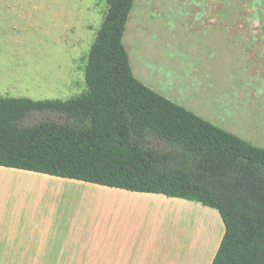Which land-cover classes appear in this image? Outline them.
<instances>
[{
  "label": "trees",
  "instance_id": "trees-1",
  "mask_svg": "<svg viewBox=\"0 0 264 264\" xmlns=\"http://www.w3.org/2000/svg\"><path fill=\"white\" fill-rule=\"evenodd\" d=\"M106 1L84 92L0 97V166L200 202L225 226L211 264H264V147L139 80L123 43L135 0ZM36 110L65 120L20 124Z\"/></svg>",
  "mask_w": 264,
  "mask_h": 264
},
{
  "label": "rangeland",
  "instance_id": "rangeland-1",
  "mask_svg": "<svg viewBox=\"0 0 264 264\" xmlns=\"http://www.w3.org/2000/svg\"><path fill=\"white\" fill-rule=\"evenodd\" d=\"M184 3L183 0H135L123 35L134 74L149 86H156L158 92L177 98V89L170 90L167 83L159 80L160 75L172 78L181 62L186 72L194 68L198 77L214 74L210 70L213 65L206 59L208 51L198 38L192 41L195 43L192 48L180 49L181 33L174 32L169 45H160L159 38L163 37L165 41L169 36L154 29L158 26L154 25L155 22L166 26V23L181 20V9L190 8ZM231 7L233 25L246 26L248 38L264 39V0H231ZM106 10V0H0V95L65 100L84 92L86 55ZM186 36L189 35L182 33V40ZM147 44L149 48L144 47ZM161 57L167 58V64H162ZM153 58L157 62L152 61ZM176 58L185 59L180 62ZM192 59L200 60L195 62V67L189 66L194 62ZM151 67L153 73L148 70ZM204 86L200 81L190 89L185 87L184 91H199ZM195 103L192 108H199L201 114L213 115L206 107ZM43 120L63 122L65 118L59 112L36 110L24 117L20 124L26 126ZM145 144L159 146L153 138ZM256 145L264 147V144ZM48 177L58 179V185L51 186L48 196L54 203L53 214L96 215L102 202L113 199L100 195V184ZM27 185L31 186L28 182L0 174V199L29 198L31 192L27 196V188H21ZM129 193L130 199L137 202L130 214L149 217L150 231L165 237L168 248H176L179 256L183 251L181 264L210 262L225 230L217 209L186 199H179L180 202L173 205L174 201L170 199L176 198L165 194ZM122 210L119 209L121 214Z\"/></svg>",
  "mask_w": 264,
  "mask_h": 264
},
{
  "label": "crops",
  "instance_id": "crops-1",
  "mask_svg": "<svg viewBox=\"0 0 264 264\" xmlns=\"http://www.w3.org/2000/svg\"><path fill=\"white\" fill-rule=\"evenodd\" d=\"M183 2L190 8L181 9V20L166 26L155 22L159 27L154 29L169 36L165 41L160 37V45H169L174 32L181 33L180 49L192 48L195 44L192 41L198 38L208 51L206 59L213 65L210 70L214 74L198 77L194 68L186 72L181 62L185 58H176L181 62L176 75L169 78L163 74L159 80L167 83L170 90L177 89L179 97L159 93L190 111L193 110L187 107L192 108L198 102L213 115L201 114L199 108H192L197 115L253 145L264 144V39L248 38L246 26L232 24L231 0ZM182 33L189 36L182 40ZM144 47L149 48L148 44ZM165 60L166 57L160 58L162 64ZM193 61L189 66L195 67V62L200 60ZM148 70L153 73V67ZM200 81L205 85L201 90L184 91L185 87L190 89ZM149 87L160 91L156 86ZM0 174L31 184L21 186L27 188V196L31 192L29 198L0 199V264H181L183 260V251L179 256L176 248H168L165 237L150 231L149 217L130 214L137 203L130 199V190L101 185L100 195L113 199L102 202L96 215L53 214L54 203L48 196L51 186L58 185V179L48 177L50 174L4 166H0ZM172 198H176L170 199L173 205L183 199ZM120 208L124 211L122 214ZM220 241L221 236L208 264Z\"/></svg>",
  "mask_w": 264,
  "mask_h": 264
}]
</instances>
